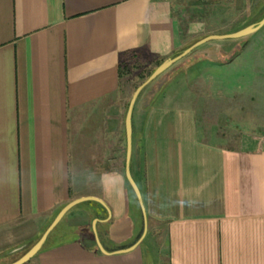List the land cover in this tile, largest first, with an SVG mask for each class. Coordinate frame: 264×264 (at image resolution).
<instances>
[{"label": "crops", "instance_id": "crops-1", "mask_svg": "<svg viewBox=\"0 0 264 264\" xmlns=\"http://www.w3.org/2000/svg\"><path fill=\"white\" fill-rule=\"evenodd\" d=\"M185 44L174 0H0V252L93 197L105 206L73 208L26 264H264L256 126L232 142L182 95L137 100L130 170L144 210L127 180L122 63Z\"/></svg>", "mask_w": 264, "mask_h": 264}, {"label": "rangeland", "instance_id": "rangeland-1", "mask_svg": "<svg viewBox=\"0 0 264 264\" xmlns=\"http://www.w3.org/2000/svg\"><path fill=\"white\" fill-rule=\"evenodd\" d=\"M174 2L178 6L186 44L171 58L178 56L203 37L233 34L257 25L264 18V0ZM234 49L241 50V54L231 62L219 63L201 59L204 52L214 53L208 56L212 60L219 53L225 59L222 54L228 55ZM166 60L168 58L157 61L128 56L122 63L123 78L118 91L117 98L120 102L117 106L120 109V126L124 130L121 154L123 164L127 147L125 116L129 103L136 89ZM158 90L160 92L155 102L159 98L161 102L165 97V104L176 106V97L181 95L182 99L177 103L182 102L183 98L188 105L193 102L200 116L206 113L204 116L208 117L207 126L214 130V136L234 142L240 132L237 129L244 127L247 130L251 125L256 126L257 132L264 135V26L257 32L238 39H216L194 49L147 86L139 102L150 100ZM102 123L105 127L106 119ZM123 171L125 172L124 168ZM132 200H135L133 196ZM37 241L38 238L25 246L19 240V244L15 241L6 246L0 252V264H11L19 260Z\"/></svg>", "mask_w": 264, "mask_h": 264}, {"label": "water", "instance_id": "water-1", "mask_svg": "<svg viewBox=\"0 0 264 264\" xmlns=\"http://www.w3.org/2000/svg\"><path fill=\"white\" fill-rule=\"evenodd\" d=\"M263 26H264V18L257 25L249 26L245 29H242V30L236 32V33L228 34V35H224V36H210V37H207L203 40H200L199 42L195 43L194 45L190 46L188 49L183 51L178 56L164 61L161 65H159L155 69V71L148 77V79L145 82H143V84H141L136 89V91L133 94L132 99L129 103L127 113H126V119H125V128H126V135H127L126 177H127L129 184L131 185L132 189L134 190L135 194L137 195L143 210H144V206L142 203L141 193H140L138 185L136 184L135 180L132 177L131 170H130V162H131V156H132V133H133L132 117H133V112H134L136 102H137L140 94L153 81H155L158 77H160L163 73H165L168 69H170L174 64H176L178 61H180L181 59L186 57L188 54H190L194 49L198 48L199 46H201V45H203L209 41L216 40V39H221V40L238 39V38H241V37H244V36H247L249 34L257 32ZM88 201H97L100 204H102L103 206H105L103 201H101L97 198H93V197H85V198H80V199L72 201L71 203H69L67 206H65L60 211V213L56 216L54 221L46 229V231L43 233L41 238L36 242V244L23 257H21L19 260L15 261L11 264H26L27 262H29L33 257H35L40 252V250L43 248L44 244L46 243L48 237L55 230V228L60 224V222L64 219L66 214L68 212H70L73 208L77 207L78 205L85 203V202H88ZM97 222H98V220H95L93 225L95 226ZM97 242H98V246H99L100 250L104 253H107L105 251V249L103 248V246H102V244L98 238H97Z\"/></svg>", "mask_w": 264, "mask_h": 264}, {"label": "trees", "instance_id": "trees-1", "mask_svg": "<svg viewBox=\"0 0 264 264\" xmlns=\"http://www.w3.org/2000/svg\"><path fill=\"white\" fill-rule=\"evenodd\" d=\"M241 54V50L240 51H238L237 49H234L230 54H226V55H224V57H225V59H221V60H219V63H227V62H231V61H233L236 57H238L239 55ZM120 77L122 78L123 77V71L121 70L120 71ZM143 79H145V77L143 78ZM147 88V87H146ZM145 90V89H144ZM143 90V91H144ZM161 90V89H160ZM160 90H158L157 91V93L155 94V95H158L159 94V92H160ZM143 91H142V93H143ZM142 93L140 94V96H139V98L141 97V95H142ZM154 95V96H155ZM139 98H138V100H139ZM89 204H91V205H93V206H97L98 208H101L102 210H103V212H104V209L98 204V203H94V202H90ZM38 240H39V238H38Z\"/></svg>", "mask_w": 264, "mask_h": 264}]
</instances>
